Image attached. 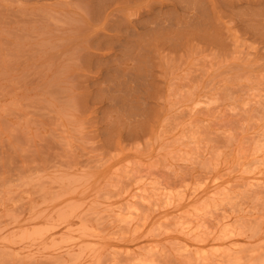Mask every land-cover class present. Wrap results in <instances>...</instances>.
<instances>
[{
    "label": "rangeland",
    "instance_id": "1",
    "mask_svg": "<svg viewBox=\"0 0 264 264\" xmlns=\"http://www.w3.org/2000/svg\"><path fill=\"white\" fill-rule=\"evenodd\" d=\"M99 1L0 0V264H264L258 7Z\"/></svg>",
    "mask_w": 264,
    "mask_h": 264
},
{
    "label": "bare ground",
    "instance_id": "2",
    "mask_svg": "<svg viewBox=\"0 0 264 264\" xmlns=\"http://www.w3.org/2000/svg\"><path fill=\"white\" fill-rule=\"evenodd\" d=\"M106 1H109V0H100L99 1L100 2L99 4H101V6L103 7V3H105ZM167 1H169V0L154 2V4L152 6L156 5V7L152 8L153 11L157 7H159L161 9V7L166 6L167 5L166 3H168ZM226 1H228V0H226ZM236 1L237 2L240 1L241 3L243 1H245L247 6H250V7L257 6L258 7L259 10L252 12V14H250V15H249V13L246 10L247 8H244L243 9V8H241L242 6L234 9V11H233V20L232 21H233L234 24H236V23L241 24L245 28V34L248 36V38H249V36H251L250 39L252 38V39H254L256 41V43L261 47L258 50V52H261V51L264 52L262 50V49H264V12L262 10L263 7H264V5H263L264 0H257L258 2H256L255 0H236ZM253 3H255V4L252 5ZM186 5H189V4L186 3ZM203 6H204V4H203ZM203 6H201V7H203ZM101 9L102 8H100L99 10L102 11ZM199 9L202 10V8H199ZM199 9L196 12H199ZM117 10H119V9L116 7L112 11L110 10L108 13H106L105 16H104L105 20L108 21L109 19L115 17L117 15V12H116ZM100 11L99 12L97 11L96 13L97 14H100L101 13ZM186 11H187V9H186ZM193 11H194V9H193ZM248 16H250L251 19H249ZM243 17H246V19H244ZM212 24H213L212 21H207L206 23H204L201 26L202 29L200 30V33L204 31V32H207L210 35H212V31L215 29ZM241 25L239 27L240 30H241ZM188 26H190V25H188ZM163 28H162V30H163ZM214 33L216 35L217 29H215ZM101 35H99L98 37H96L94 40H99L100 37H102ZM211 38H212V36H211ZM217 39H218V37H217ZM260 54L262 55V56H259L260 59H264V55L262 53H260Z\"/></svg>",
    "mask_w": 264,
    "mask_h": 264
}]
</instances>
